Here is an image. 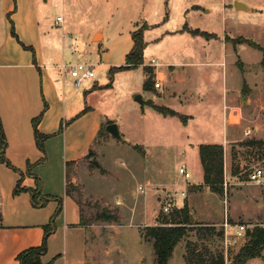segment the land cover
Wrapping results in <instances>:
<instances>
[{
    "label": "rangeland",
    "instance_id": "obj_1",
    "mask_svg": "<svg viewBox=\"0 0 264 264\" xmlns=\"http://www.w3.org/2000/svg\"><path fill=\"white\" fill-rule=\"evenodd\" d=\"M197 1L205 5L206 10L211 7L207 3L214 4L213 11L207 14L205 11L198 18L189 17L184 20L181 10L189 0H49L48 5L45 0H38L40 8L45 9L50 20L54 21L59 14L64 15L65 30L68 33L70 28L77 36L82 35L85 39L81 30L90 27L94 31L100 26L106 28L108 35L104 45L119 35L126 36L130 31L147 24L144 29V54L147 60L154 58L161 62L169 60L196 62L194 71L198 78L201 76V81L198 83L202 85L203 72L209 71L212 67L207 69L208 64H200V62L227 60V64H230L233 59L225 53L223 42L216 40L225 34L219 0ZM226 1L229 26L241 30V33H238L234 28L228 29L226 38L244 37L264 46V0ZM236 1L247 5L249 10H238ZM186 20L189 27L206 31L211 36L202 34L192 36L182 28ZM62 26L63 23L53 26L60 47L63 44ZM100 39L101 34L97 33L95 40ZM97 46V43L88 40V49L92 51ZM77 50L80 48L77 47ZM239 52L248 62H256L263 55L261 50L247 43L240 47ZM69 53L70 48L67 45L66 56H70ZM261 63L264 65V59ZM218 66L220 67L216 68L214 82L221 83L220 69L223 66L221 64ZM236 66L238 67L237 64ZM124 70H133V72H126L120 76L121 83L115 85V93L113 92L111 96L103 92L101 99L106 107L105 110L109 112L107 114L110 115H113L119 107L113 105L114 100L121 101V108L126 111L122 117L125 121L121 123L124 136L117 139L102 130L92 150L93 154L85 157L78 164H73L69 173L73 191L69 196L74 195L79 205L80 217L86 225L81 222L80 224L87 227L89 248L93 245L92 261L89 264H156L153 243L145 238L144 228L147 225L160 224L166 218L170 219L172 212L168 214L163 209L166 201L170 199L177 201L175 209L188 205L195 223L176 245L168 264H186L189 244H192L190 246L193 248L194 245L206 243L213 251H225L224 236L220 237L216 234L218 230L224 228L225 218H228L230 224H246V229L256 224L264 225V183L253 182L249 177L255 167L264 170V140L257 136L246 137L241 143L244 147H234L232 155L236 166L235 177L232 179H235V182L229 185L227 190L225 184L223 191H213L208 185L203 189V185L190 183L197 181L203 168L196 143L213 138L211 135L208 137V131L215 138L223 137L224 103L221 89L217 88L219 95L216 94L211 102L204 104L203 109H198L197 102L196 105L193 102L190 105H180L183 114L197 115L193 122L186 124L190 116H187L186 122H183L179 116H169L167 119L170 120H167L148 103V99L152 97L156 99L158 96L153 90L149 92L141 86L143 67L117 70V72ZM95 72L98 74L97 80L102 82L106 78L107 82H110L109 73L103 74L100 67L95 68ZM117 72H114V75ZM113 82L114 76L111 85ZM139 94L143 102L136 101L135 97ZM132 105L136 106V112L130 111ZM136 144L139 147H134ZM92 160L97 161L101 167L95 168ZM182 164H186L192 173L189 181L178 175V169ZM95 169L96 172H93ZM27 173V168L19 169L13 163L9 166L0 160V183L6 188V184L12 182L14 178L22 182ZM74 174L77 176L75 182L72 181ZM225 178L224 170L223 182ZM181 191H185L186 196H181ZM51 198L45 201L43 207L24 206L25 216L22 218L34 222L37 218L32 212L36 208L42 209L48 203H53L50 207L51 219L54 215V231L57 229L60 234L53 239V243L51 242L54 251L51 249L49 254L54 252L53 256L58 258V264H65L67 255L71 257L75 254L76 240L81 246L82 239L81 235L77 237V232L71 225L66 240L63 235L65 216L61 218L60 223L59 220L57 222V218L61 212L55 214L59 206L58 196ZM117 199L121 202H117ZM64 200L63 198L60 207H66L68 210L69 206L63 205ZM3 204L7 210L13 209V205L8 204V201L3 200ZM104 209L116 215L117 220L99 218L98 214ZM207 227H215L217 231H214L212 236L208 235L207 230H203ZM228 237L234 242L228 247L227 263L247 241L246 235L245 239L243 236L235 237L233 227H229ZM254 263L258 262L254 261Z\"/></svg>",
    "mask_w": 264,
    "mask_h": 264
},
{
    "label": "crops",
    "instance_id": "obj_2",
    "mask_svg": "<svg viewBox=\"0 0 264 264\" xmlns=\"http://www.w3.org/2000/svg\"><path fill=\"white\" fill-rule=\"evenodd\" d=\"M16 2L15 7L14 0H0V117L7 137L6 155L19 169L27 168L29 162L36 163L43 156L36 145L33 128V119L43 112L38 128L43 134L49 135L44 142L46 160L35 164L33 170L24 175L22 182L20 181V187L36 188V177H38L43 199L47 198L46 201H48L55 196L62 201L63 198L65 199L63 205L69 208L67 210L66 207H61L57 222L59 220L61 223V218L65 216L63 235L66 240L71 225L74 226L72 228L77 232V237L81 235L82 239L81 246L76 240L75 254L71 257L67 255L65 264H89L92 261L93 245L89 248L87 227L80 224V209L74 195L70 197L66 194V163L74 161V164H78L83 161L89 151L95 148L103 126L110 122H117L124 136L121 123L125 121L122 117L126 111L121 108V101L114 100L113 105L119 107L113 115H110L107 114L109 112L105 110L106 107L101 99L103 92L112 96L116 91L115 85L121 83L120 76L131 70L116 71L113 85H108L106 78L102 82L97 80V72L94 78L84 79L77 85L75 79L64 72L62 64L87 61L94 64L95 68L100 67L103 74H108L110 68L125 64L126 55L134 44L131 35L133 30L126 36L119 35L104 45L108 32L103 26L94 31L90 27L81 30L85 38L83 39L82 35L77 36L76 32H72L69 27L70 33L65 30L64 15H57L63 17L60 23L56 22L57 16L54 21L50 20L45 9L40 8L38 0H16ZM48 2L49 0H45L47 5ZM218 3L221 7L225 34L216 40L223 42L225 53L232 57V63L227 64V60L200 62V64H208L207 69L208 67L212 69L203 72V83L199 85L201 76L198 78L194 71L196 62L160 61L161 65L154 68V73L163 80L162 89L152 86L149 90H144L149 92L153 90L158 96L148 101L170 107L183 114L180 111V105H190L192 102L196 105L197 102L198 109H203L204 104L211 102L216 94L220 93L217 88L221 89L224 103L223 137L215 138L208 131V137L211 135L213 138L205 142H197L196 147L201 143L223 145L226 177L224 184L227 190L228 186L235 182V179H232L235 177L236 166L232 155L234 147H244L241 143L248 136L254 135L264 140V65L261 63L264 54L256 62H248L242 58L239 52L240 47L246 43L234 44L230 40L231 37L226 38L228 29L234 28L238 33H241V30L229 26L227 22V1L219 0ZM207 4L211 7L206 10L205 5L199 4L197 0H189L181 10L184 20L189 17L198 18L205 11L206 14L213 11L214 4ZM61 23H63L62 47L59 46L57 33L53 27L54 24L59 26ZM187 24L186 20L182 28L184 29ZM13 25L19 40L12 35ZM187 26L189 27V24ZM182 28L179 29L182 30ZM185 31L194 35L188 30ZM97 33L101 34V39L98 41L95 40ZM88 40L98 44L95 50L91 51L87 48ZM22 43L31 46L34 52L24 48ZM67 45L70 48V56L65 54ZM77 47L80 50H77ZM202 51L206 52L205 49ZM239 59L241 65L237 63ZM144 61L145 65H148L150 61L145 54ZM218 64L223 66L220 69L221 83L214 82L216 68L220 67ZM142 74L141 86L144 88L147 74L144 70ZM104 77L105 75L102 78ZM130 111L136 112V106L132 105ZM184 115L191 117L186 124L197 118L196 113ZM163 116L167 119L172 115L163 114ZM63 122L67 124L60 131ZM76 180L77 176L74 174L72 181ZM16 181L14 178L12 182L6 184L7 188L0 183V264H20L17 254L28 247L40 245L45 237L44 227L51 220L50 207L53 203H48L42 209L36 208L32 212L37 218L34 222H28L22 218L25 216L23 207L31 208L34 203L30 191L12 193L19 182V180ZM190 183L203 185V189L207 187L204 184L203 168L197 181ZM83 187H85L84 184ZM3 200L8 201V204L11 203L13 209L7 210ZM44 205L45 202L39 207ZM232 227L235 229V224H232ZM222 229L224 231V228ZM54 230L46 239L47 252L43 255V260L58 264V258L53 256L54 252L49 254L51 249L54 251L51 242L53 243V239L60 234L57 229ZM254 261H257V264H264V260L260 257L251 258L246 264H255Z\"/></svg>",
    "mask_w": 264,
    "mask_h": 264
},
{
    "label": "trees",
    "instance_id": "obj_3",
    "mask_svg": "<svg viewBox=\"0 0 264 264\" xmlns=\"http://www.w3.org/2000/svg\"><path fill=\"white\" fill-rule=\"evenodd\" d=\"M16 7V0H14ZM147 27V24L140 26L139 28L132 31L131 35L134 41L132 49L126 55V62L124 65L119 67H112L109 70L110 82L114 76V72L117 70H123L128 68H135L143 65V68L147 74V78L144 83V89L149 90L152 86H154V67L150 65H145L144 61V29ZM184 29L190 31L193 34H202L205 36H211L210 33L206 31H200L198 29H191L187 25H185ZM12 35L19 40L17 33L15 32L14 25L12 26ZM234 44L245 42L248 45L261 50L264 54V46L256 43L252 39H247L244 37H238L236 39H231ZM23 47L26 49H30L34 52V49L31 46H27L23 44ZM239 65H241V61H237ZM148 103L157 111L164 115H172L179 116L183 122L187 121V115L180 114L174 109L155 104L152 101H148ZM42 113H40L37 117L33 119V128H34V136L37 147L43 153V156L38 159L36 163L29 162L27 165L28 173L31 172L32 168L35 164L44 162L46 160L45 146L44 142L48 138L49 135L43 134L39 128L38 123L41 120ZM67 122H63L60 128V131L63 130L64 126ZM107 131L106 126H103L101 131ZM99 132V134L101 133ZM108 132V131H107ZM134 147H139L137 144ZM199 155L200 160L203 167L204 172V184L210 186L213 191H223V177H224V147L222 144L217 143H201L199 144ZM6 148H7V137L6 133L1 121L0 117V160L6 162L9 166H12V163L6 156ZM92 153V150L89 151V156ZM93 156V155H92ZM74 164V161H70L66 163V176H67V188L66 194L70 195L73 193L71 189V183L69 178L70 168ZM92 164H95V168H100V164L97 161L92 160ZM91 164V165H92ZM94 166V165H92ZM37 187L36 188H25L20 187V180L15 187V192L19 191H30L32 194V200L34 205L39 206L44 204L47 198L42 197L41 195V183L38 177H36ZM50 197V196H49ZM59 206L56 209L55 214L61 211L62 199L58 198ZM98 217L106 220H117V216L112 214L111 211L104 209L102 213L98 214ZM54 215L49 223L45 225V237L43 242L37 246L28 247L17 254V260H19L20 264H51L50 262H45L43 260V255L47 252L46 239L48 235L54 230L53 227ZM81 223L85 224V221L81 218ZM195 222L191 218V212L189 210L188 205L180 209H174L172 211V215L170 219H164L160 224L156 225H147L144 228V236L147 240L153 243L154 253H155V263L156 264H168L170 258L173 255L174 249L176 245L187 235L190 226ZM86 225V224H85ZM200 230V229H199ZM203 230H207L208 235L212 236L214 231H217L215 227H207ZM220 237L224 236L223 229L218 230L216 233ZM246 238L244 244L238 249L236 254L230 260L229 263L226 261V257L224 251L211 250L208 248L206 243L198 244L197 246H193L191 248L189 244L187 246L188 252L186 255V264H246L247 261L251 258L260 257L264 260V225H254L252 228H248L246 230Z\"/></svg>",
    "mask_w": 264,
    "mask_h": 264
},
{
    "label": "built area",
    "instance_id": "obj_4",
    "mask_svg": "<svg viewBox=\"0 0 264 264\" xmlns=\"http://www.w3.org/2000/svg\"><path fill=\"white\" fill-rule=\"evenodd\" d=\"M63 20L62 16H57L56 22L60 23ZM148 65L152 66V67H157L159 65H161L160 60L158 59H151L148 63ZM62 68L64 70V72H66L67 74H69L71 77H73L75 79V83L77 85H79L82 80L84 79H92L95 77V65L87 62V61H78L76 63H63L62 64ZM154 86L155 88H162L163 86V80L159 77H157L156 75H154ZM178 175L189 181L192 173L189 170V168L187 167L186 164H182L179 169H178ZM250 180L256 183H264V170L261 167H255L250 175ZM141 188V187H140ZM181 196H186V192L185 191H181L180 193ZM117 202H121L119 199H117ZM175 208H177V201L176 200H167L165 203V206L163 207L164 211L166 213H170L172 212ZM224 226V239H225V257L227 259V253H228V247L229 245L233 244V240H230L228 237V229L229 227H232V224L229 223L228 218H225V221L223 223ZM246 224L244 223H239V224H235V229H234V234L235 237L241 238L243 236V238L245 239V235H246Z\"/></svg>",
    "mask_w": 264,
    "mask_h": 264
},
{
    "label": "water",
    "instance_id": "obj_5",
    "mask_svg": "<svg viewBox=\"0 0 264 264\" xmlns=\"http://www.w3.org/2000/svg\"><path fill=\"white\" fill-rule=\"evenodd\" d=\"M236 8L238 10H249V7L246 6L245 4H243L240 1H236ZM136 101L138 102H142V96L139 94L135 97ZM106 129L107 131L115 138L117 139H121L122 138V134L119 128V125L116 122H110L106 125Z\"/></svg>",
    "mask_w": 264,
    "mask_h": 264
}]
</instances>
